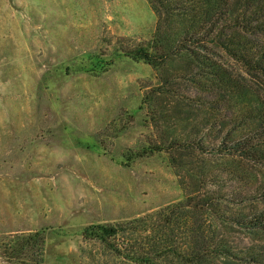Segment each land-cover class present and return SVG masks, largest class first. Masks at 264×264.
<instances>
[{"label":"rangeland","instance_id":"rangeland-1","mask_svg":"<svg viewBox=\"0 0 264 264\" xmlns=\"http://www.w3.org/2000/svg\"><path fill=\"white\" fill-rule=\"evenodd\" d=\"M157 21L148 0H0V264H27L12 257L11 244L41 230L45 264H80L82 249L105 255L84 239L85 227L118 226L178 204L198 187L187 171L219 163L176 153L187 162L182 171L167 149L184 137L187 120H203L193 87L145 103L160 77L128 54L149 45ZM245 77L264 94V80ZM244 115L210 139L245 133L253 123ZM212 180L209 192L217 190ZM221 183L230 200L236 188L248 195L242 182ZM172 230L183 238L180 223Z\"/></svg>","mask_w":264,"mask_h":264},{"label":"trees","instance_id":"trees-1","mask_svg":"<svg viewBox=\"0 0 264 264\" xmlns=\"http://www.w3.org/2000/svg\"><path fill=\"white\" fill-rule=\"evenodd\" d=\"M148 1L158 18L153 39L127 53L160 77L145 103L152 106L165 96L176 97L183 85L193 87L200 94L193 103L203 109V120H187L184 137L175 136L167 149L182 171L188 170L187 162L176 153L195 151L201 161H220L199 174L187 171L198 187L178 204L118 226L85 227L84 239L106 253L97 257L82 249L80 264H264V94L244 83L245 75L264 80V0ZM231 61L241 72L234 73ZM180 97L192 106L190 98ZM241 113L244 122L253 123L249 130L236 128L210 139L217 127ZM224 176L248 186V195L236 188L228 199ZM209 179L214 192L207 191ZM177 223L185 229L180 239L171 233ZM45 245L44 230L18 235L11 255L45 264Z\"/></svg>","mask_w":264,"mask_h":264}]
</instances>
